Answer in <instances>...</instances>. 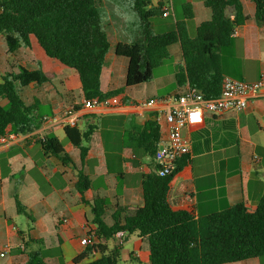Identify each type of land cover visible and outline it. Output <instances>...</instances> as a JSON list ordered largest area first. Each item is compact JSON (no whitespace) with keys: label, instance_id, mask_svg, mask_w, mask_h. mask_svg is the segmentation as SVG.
<instances>
[{"label":"crops","instance_id":"crops-1","mask_svg":"<svg viewBox=\"0 0 264 264\" xmlns=\"http://www.w3.org/2000/svg\"><path fill=\"white\" fill-rule=\"evenodd\" d=\"M151 1L155 8L162 5L165 14L152 21V30L158 35L176 30L177 24L184 20L187 5L193 13V18L186 22L191 38L212 17L205 5L207 0ZM241 2L248 19L236 29L231 44L220 54L221 69L225 76L257 81L264 70V24H258L255 18L253 1ZM100 6L107 15L104 27L110 41L101 90L125 91L118 97L120 105L86 110L79 116L77 126L81 131L90 125L96 127L87 143L89 151L84 161L64 131L69 109L83 99L77 74L48 58L35 38H31V48L22 47L9 54L0 36V84L3 75L17 73L20 66L49 74L50 82L22 88L21 95L28 105L39 102L44 117L55 119L54 123L43 122L32 134L0 141V264H27L31 251H39L48 264H74V258L86 248L81 241L88 239L93 229L91 207L79 203L77 198L75 184L79 171L91 181L86 200H108V222L114 205L141 207L143 183L158 172L156 154L149 150L154 147L157 134L162 144L166 122L157 110L143 108L141 104L151 98L182 95L188 87L164 97L156 90H143L148 83L126 87L128 60L116 55V47L138 39L139 20L133 2L129 3L132 13L119 0H100ZM227 13L233 18L231 8ZM131 24L135 28L132 32ZM170 53L174 71L169 81L176 83L177 68L184 64L180 45L171 46ZM50 135L62 142L77 169L74 163L71 169H64L57 159L42 152L39 140ZM184 136L191 143L192 166L174 181L171 204L194 206L199 216L223 211L242 201L250 211H255L264 196V96L251 100L242 112L206 113L204 122L186 129ZM16 199L27 208L33 222L18 211ZM126 236L122 237L119 264H147L150 256L147 242L136 234L131 240ZM117 242L119 237L114 239V244ZM229 264H260V261Z\"/></svg>","mask_w":264,"mask_h":264},{"label":"trees","instance_id":"trees-1","mask_svg":"<svg viewBox=\"0 0 264 264\" xmlns=\"http://www.w3.org/2000/svg\"><path fill=\"white\" fill-rule=\"evenodd\" d=\"M251 1L256 7L255 18L263 25L264 0ZM132 2L140 35L137 40L116 47V55L128 60L126 87L152 81L155 69L171 59L170 47L179 44L184 64L175 74L178 89L187 86L206 99L219 97L226 77L220 54L231 44L236 29L248 19L241 0H207L205 5L212 17L197 28L194 38L186 27V22L193 18L191 6L184 7V20L174 32L158 35L152 30V21L164 16L162 5L155 8L151 0ZM230 8L233 18L227 13ZM102 10L100 0H0V36L9 54L22 47L31 48V38H35L48 58L77 74L83 99L69 109L72 112L80 111L85 100H112L125 91L101 90V76L110 49L104 27L107 15ZM48 82L49 74L23 66L17 73L2 76L0 137L29 135L41 127L44 116L40 103L26 104L21 89ZM95 128L92 125L86 131L71 125L64 128L67 139L80 150L82 161L87 157V143ZM154 141V147L149 150L152 155L159 150L160 134ZM39 144L46 156L57 159L64 169H71L74 162L56 136L44 137ZM191 166V156L185 155L171 174L155 173L147 177L143 183V205L137 208L114 205L110 222L108 200H86L91 181L79 171L75 184L77 198L79 203L91 207L93 229L88 233V245L73 263L119 264L122 237L112 249L109 243L122 233L136 234L147 242L150 252L147 264H229L250 259L264 264V196L253 212L244 201L206 216H199L191 205L173 206L170 193L174 181ZM74 169H77L75 163ZM16 201L18 211L33 222L27 208ZM27 264L48 263L39 251H31Z\"/></svg>","mask_w":264,"mask_h":264},{"label":"built area","instance_id":"built-area-1","mask_svg":"<svg viewBox=\"0 0 264 264\" xmlns=\"http://www.w3.org/2000/svg\"><path fill=\"white\" fill-rule=\"evenodd\" d=\"M165 15V14H164ZM264 96V70L257 81H244L226 76L223 80L222 91L219 97L206 99L204 95L190 88L182 94L169 98H151L142 102L143 108L155 109L163 115L166 122V131L163 138V147L155 155L158 163V174L169 175L175 169L179 159L191 154V143L184 136L188 128L198 126L204 122L206 113L221 114L227 111L242 112L247 109L251 100ZM118 98L112 100H85L83 108L78 112L69 111L68 125L77 126L79 116L84 111L94 109H108L120 105ZM44 123H54L55 119L45 116ZM14 135L1 136L0 141L6 142ZM124 235L118 234V237ZM89 239L81 241L87 246ZM4 256V254H1Z\"/></svg>","mask_w":264,"mask_h":264},{"label":"rangeland","instance_id":"rangeland-1","mask_svg":"<svg viewBox=\"0 0 264 264\" xmlns=\"http://www.w3.org/2000/svg\"><path fill=\"white\" fill-rule=\"evenodd\" d=\"M119 2L128 10V12H130L129 3L132 4V0H119ZM104 13H105V11H103V14ZM130 13H132V12H130ZM135 16H137L136 13H135ZM132 30H135V28L131 24L130 25V32H132ZM110 33H111V30H110ZM173 64H174V61H172L171 59L165 60L160 67L155 69L152 81H150L146 85L147 88L143 89V90H151V89L156 90V91H158V95L161 97L173 94L178 89L177 84L174 81L173 82L169 81L170 74H172L174 71ZM122 80H124V79H122ZM126 238H130V240H131L132 236L127 235ZM113 247H114V240H111L109 243V248L112 249Z\"/></svg>","mask_w":264,"mask_h":264},{"label":"water","instance_id":"water-1","mask_svg":"<svg viewBox=\"0 0 264 264\" xmlns=\"http://www.w3.org/2000/svg\"><path fill=\"white\" fill-rule=\"evenodd\" d=\"M162 147H163V144H160V149H162ZM73 164H71V166H72Z\"/></svg>","mask_w":264,"mask_h":264}]
</instances>
